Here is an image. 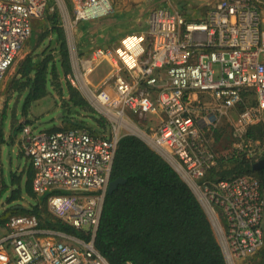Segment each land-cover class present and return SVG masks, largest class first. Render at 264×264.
<instances>
[{"label": "built area", "instance_id": "1", "mask_svg": "<svg viewBox=\"0 0 264 264\" xmlns=\"http://www.w3.org/2000/svg\"><path fill=\"white\" fill-rule=\"evenodd\" d=\"M48 1L0 0V84ZM112 10L111 0H68L60 7L62 28L73 44L65 78L106 120L108 131L21 127L32 190L37 197L47 194L55 218L90 231V237L42 226L32 213L15 214L0 235V264H110L94 235L125 134L140 138L177 172L206 213L225 263L238 264L264 246V190L249 174L210 176L218 165L210 137L230 109L252 96L255 103L241 108L232 123V137L237 153L261 155L245 136L264 110V4L215 0L200 19L149 5L144 29L122 34L113 47L80 50L78 24ZM104 62L108 71L91 80Z\"/></svg>", "mask_w": 264, "mask_h": 264}, {"label": "trees", "instance_id": "2", "mask_svg": "<svg viewBox=\"0 0 264 264\" xmlns=\"http://www.w3.org/2000/svg\"><path fill=\"white\" fill-rule=\"evenodd\" d=\"M54 15L50 17L54 19ZM57 21L52 20L48 31L37 37L33 51L21 62L17 79L12 83L15 91H26L24 109L47 94L51 79L59 75L58 67L64 75L70 71L64 30ZM53 42L55 45L52 46ZM41 45L43 48L37 51ZM67 90L68 100L74 106L84 108V112H94L69 84ZM71 116L66 117L71 125L66 128L85 127L83 121ZM255 125L247 128L245 136L253 142L256 136L252 127ZM66 128L54 127L47 131ZM219 135L218 128L214 137L217 139ZM237 151L235 149L229 157L218 156V165L229 160L235 162L233 172L215 173L217 165L209 175L227 179L255 171L264 190V167L253 168L254 163L264 157V151L257 159ZM32 176L33 170L26 171V180L22 183L20 173L10 174L16 189L6 197L10 206L0 215L7 210L16 214L32 213L42 218V226L88 239L90 231L48 216L47 194L36 197L31 188ZM117 177L124 180L111 192H105L94 235L96 248L110 264H226L211 223L191 189L157 152L134 135L125 134L118 140L110 180ZM22 191L35 199L32 206L24 207L19 203ZM4 224L5 218H0V227Z\"/></svg>", "mask_w": 264, "mask_h": 264}, {"label": "rangeland", "instance_id": "3", "mask_svg": "<svg viewBox=\"0 0 264 264\" xmlns=\"http://www.w3.org/2000/svg\"><path fill=\"white\" fill-rule=\"evenodd\" d=\"M113 10L112 13H116L118 9L117 5L114 4L113 0ZM204 1V2H202ZM215 0H168L167 4L163 5L169 8L175 7L174 10H177L179 13L188 15L190 13L189 18H197L203 16L204 13L207 11L209 5L214 2ZM185 2V3H184ZM197 2V3H196ZM258 4L263 5L264 0H257ZM62 3L68 5V0L59 1V4L56 3V0H49L48 6L45 11V15L41 18H33L32 19V31L30 37L24 42L20 50L18 51L12 65L7 69L4 79L0 84V115L1 112L5 111L7 108L8 117H17L20 118V111L22 110V105L24 103V96L26 91H15L14 86H12L14 80L17 79L18 71L21 62L24 58L33 51L34 39L40 35L44 34L48 31L50 27V22L54 19H57L58 24L62 26V17L60 13V7L62 9ZM179 3H186L189 5L190 10H183V6ZM196 3V4H194ZM199 3V4H198ZM161 6V5H160ZM146 6H136L131 14L135 18L134 22L132 23V31H138L140 29H144L146 25V14L144 13V9ZM188 12V13H185ZM141 13V14H140ZM54 15V19L50 17V15ZM193 15V16H191ZM79 26V24H78ZM74 30V33H79V27ZM126 28L123 30L125 31ZM128 33V32H127ZM44 45V44H43ZM43 45L39 46L37 51L43 48ZM55 45V42L52 43V46ZM106 66L100 64L94 72L90 75L91 80L96 81L98 78L102 77L106 73ZM59 75L57 77H53L51 79V85L48 88L49 93L41 98L39 101L35 102L31 107V112L27 114V118L30 120V126L34 131L37 130H51L55 126L61 127H69L71 126L70 123L66 120L70 114L74 119L77 121H83L86 128L90 129H100V131H108V123L106 120L95 113L94 109L89 105V108L92 109L94 112H84V108H77L76 111L74 108L72 109L71 106L65 105L63 106V94H66V78L65 75L62 74V69L58 67ZM255 101L252 99V96H249V99L245 101L244 106H249L254 104ZM58 107L56 109L55 107ZM62 108V111L59 110ZM239 107L232 108L229 110L228 115L221 118L220 124L218 125L220 135L216 139L214 137H210L214 144V150L217 156L229 157V155L235 150L234 144L236 141L232 137V123L236 120L238 112L240 111ZM86 109V108H85ZM82 111V112H81ZM61 113V114H60ZM63 118V119H62ZM260 120L256 123L254 127H252V132L256 136L254 142L251 143V147L259 149L261 152L264 151V110L259 113ZM22 117L20 118V120ZM158 121L157 116L152 117V123H156ZM9 123V122H7ZM103 123L104 125H101ZM10 128L8 125L7 128ZM91 131V130H90ZM126 132L122 131L121 134ZM215 135V133H214ZM15 143L13 145L7 146L4 145L1 150V157H0V212L4 211L6 208L10 206L6 201V197H8L11 191L16 189V185L11 183L10 174L11 173H19L21 172V168L24 164V156L19 155V147H18V140H19V132L16 133ZM235 165V162L228 161L227 163H222L218 165L215 170V173L222 172V171H231ZM20 167V169H19ZM217 171V172H216ZM214 173V174H215ZM255 173V174H254ZM252 176L257 177V173L254 171L251 173ZM249 174V175H251ZM5 188V191L3 189ZM37 197V196H36ZM21 205L24 207H30L35 202L34 198L29 197L24 191L21 192L20 200H18ZM17 201H13L16 203ZM42 209V208H41ZM48 216L51 218H55L49 210L48 206H46ZM16 213H11L10 210H7L5 213L0 215V218H5V221L12 215ZM43 215H46L44 212ZM45 217V216H44ZM41 222H43L42 218H40ZM4 231V226L0 227V235ZM238 264H264V246L260 248L255 254L246 258L245 260L239 261Z\"/></svg>", "mask_w": 264, "mask_h": 264}, {"label": "crops", "instance_id": "4", "mask_svg": "<svg viewBox=\"0 0 264 264\" xmlns=\"http://www.w3.org/2000/svg\"><path fill=\"white\" fill-rule=\"evenodd\" d=\"M167 1L168 0H153L150 2H146L144 0H113L115 5H117V3H118V9H117L116 13H111L105 17H102V18H98V19H94V20H90V21H82L79 23V26H78L79 27V33L77 34V37H76L77 46L83 52L89 51V48H92L95 45H101L103 47L115 46L117 44L118 38L122 34L127 33V32H132L133 29L131 27H132V23L134 22L135 18L131 14V11H133L136 6H138V7L149 6V5H152V6H160L161 5V6H163V5L167 4ZM202 2H204V1H202ZM184 3H182V4L179 3L183 6V10H190L189 7H187L189 5L187 3L185 5ZM196 3H194V4H196ZM174 6L171 9L174 10L175 9ZM185 13H188V12H185ZM205 14H206V12L204 13L203 16L197 17L195 19H200V18L204 17ZM188 15L190 17V13H188ZM191 16H193V15H191ZM124 28H126L125 31L123 30ZM64 37H65V42H66L67 52H68L70 47L73 46V44L71 41L68 40V38L65 35V32H64ZM48 38H50V39L52 38L51 34H48ZM36 43L37 42L34 39V42H33L34 47H35ZM103 65L107 67L106 71H108V69L110 68L109 64L107 62H104ZM66 83H67L66 84V91H65L66 94H63V98H64L63 102H64V104L71 106L72 109L74 108L77 111L78 107L74 106L68 100L69 94H68V90H67V85L69 83L68 82H66ZM48 88H47V94L49 93ZM78 93L86 101V99L81 95V93L80 92H78ZM39 100H37V101H39ZM37 101H34L26 109H24L25 107H24V105H22V110L20 111V118L22 117L21 120H20V118L17 119V117H13V116L9 118L8 114H7V108L5 109V111L1 112V115H0V157H1L2 147L4 145H7V146L13 145L16 141L15 140L16 133L19 132V140H18L19 153L18 154L24 156L23 167L21 169L19 167V169L21 170V172H19V173L21 174L22 183L24 182V180H26V171L31 172L32 169L30 166L31 165L30 161H29L28 157L25 155V153L21 147V143H20L21 127L30 121L27 118V114L29 112H31L32 105ZM55 108L58 109V107H55ZM59 110L62 111V108H59ZM7 122H9V123H7ZM29 124H30V122H29ZM8 125L10 126V128L9 127L7 128ZM55 127H61V126L57 125ZM95 130H100V129H95ZM213 139H214V136H213ZM210 145H211L212 149L214 150V147H213L214 144H213L212 140L210 142ZM214 152H216V151L214 150ZM45 195L46 194H44L43 196H45Z\"/></svg>", "mask_w": 264, "mask_h": 264}, {"label": "water", "instance_id": "5", "mask_svg": "<svg viewBox=\"0 0 264 264\" xmlns=\"http://www.w3.org/2000/svg\"><path fill=\"white\" fill-rule=\"evenodd\" d=\"M261 167H264V157L256 161L253 165L254 169H259ZM123 180L124 179L121 177L111 179L108 184L107 192H111L117 186V184L123 182Z\"/></svg>", "mask_w": 264, "mask_h": 264}]
</instances>
